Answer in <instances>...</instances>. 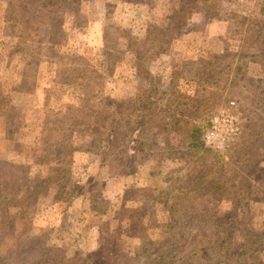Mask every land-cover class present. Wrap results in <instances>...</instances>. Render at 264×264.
Segmentation results:
<instances>
[{"label": "rangeland", "instance_id": "rangeland-1", "mask_svg": "<svg viewBox=\"0 0 264 264\" xmlns=\"http://www.w3.org/2000/svg\"><path fill=\"white\" fill-rule=\"evenodd\" d=\"M136 1L69 0L57 9L35 0H0V160L19 166L14 170L0 166V215L6 221L7 208L27 214L29 235L45 241L54 262L67 249L72 263L91 255L93 264H130L117 240L121 238L128 249L140 240L121 236L125 229H114L123 192L108 165L100 166L96 150H106L112 136L116 109L108 105L109 99L132 107L141 87L157 91L163 99L161 105L159 101L154 105L159 108L167 105V98L176 99L172 111L189 109L185 118L200 129L193 135L185 123V130L178 127L170 137L157 126L147 142L162 147L164 136L181 143L185 148L182 174H192L186 176L188 180L201 172L225 181L223 192L229 203L215 202L213 195L193 198V212L204 219L192 220L184 230L186 240L212 234L215 208L227 209L247 189H251L243 199L249 202L247 220L258 227L264 223V162L260 165L264 159V0H223L230 11L224 19L209 23L201 14L192 18L181 14L172 22L173 10L186 0ZM24 14L42 16L40 31L32 26L24 31ZM51 32H59L58 42L49 41ZM173 71L179 83L175 95L169 92ZM30 86L33 92L26 91ZM52 97L56 100L50 107ZM230 101L237 104L232 110L243 128L241 137L227 150L208 148L203 134L210 117L230 106ZM123 120L113 131L117 140L113 153L124 158L118 162L120 168L130 154L141 153L137 134L132 133L134 123ZM53 126L71 143L68 153L58 151L59 138L51 136L56 133ZM196 137L202 144L192 147ZM166 155H155L154 168L144 166L139 182L143 188H155L158 201L152 205L159 216L174 166ZM16 179V188L23 191L11 196ZM75 184L91 187L85 201L82 197L71 201ZM10 200L17 206L8 207ZM141 224L131 227L136 231ZM242 227L224 264H264V243L242 260L236 256L243 241ZM191 261L210 264L212 258L191 252L184 262L177 259L174 264ZM146 262L141 252L133 264ZM0 264L11 263L1 259Z\"/></svg>", "mask_w": 264, "mask_h": 264}, {"label": "trees", "instance_id": "trees-1", "mask_svg": "<svg viewBox=\"0 0 264 264\" xmlns=\"http://www.w3.org/2000/svg\"><path fill=\"white\" fill-rule=\"evenodd\" d=\"M24 1L26 2V0ZM35 1L43 7L59 9L64 2H68L69 0ZM173 11L172 22H176L181 14H185L182 16L183 18H192L195 14H201L204 15L206 23H209L224 19L225 12H229L230 10L223 6V0H186L184 4ZM42 22L43 18L38 14H32V16L24 14L22 19L24 31H27L28 27L32 26L35 27L33 30L38 32L40 31V24ZM198 28H193V31ZM51 33L48 38L49 41L58 42L59 36L57 35L59 32ZM172 75L173 84L169 88V92L175 95L179 83L176 81L178 78L174 71ZM65 78V75H63L62 81H66ZM33 89L30 86L26 91L33 92ZM55 100L54 97L49 103L50 107ZM161 100L158 97L157 91L141 87V91L134 102L135 105L132 107H128V103L125 101L118 105V99L116 98H111L108 101V105L116 109L112 118V136L107 141L109 146L106 150L103 151L98 148L96 151L100 154L102 163L108 165L110 175L118 181L120 190L124 191L118 214L114 217L113 224L116 226L114 229H125L121 236L127 234L131 239L140 240V243L135 248L128 249L129 245L125 244L121 238H118L119 251L124 252L128 257L127 262L130 264H133L137 258H140L141 252H144L146 255V264H174L177 259L181 263L184 262L185 257L191 252H201L203 255L211 257L212 262L210 264H224L227 263V259L229 258L234 237L243 224V241L236 256L242 260L243 257L258 252L260 245L264 243V223L258 227L257 223L247 220L249 202L243 201L251 189L244 190L243 195H240V199H235L236 201L232 202V206H228L227 209L220 206L215 208L211 214L210 221L213 226L212 234L205 235L202 239L193 237L189 242L186 240L184 230L190 225L192 220L204 219L200 213L193 212L196 203H192L193 198L199 199L201 196L213 195L215 196L213 197V201L215 202L229 203L230 201L223 192L225 181H218L216 175L207 178V174L198 172V176L191 177L188 180L186 176H192V174L189 172L185 176L182 174V167L185 166L183 162V159H185V148L180 145L181 143L177 144L174 140L164 136V145L162 147L154 142H147L152 137V133L157 126H160L163 132L168 131L169 136L178 127H182L185 130L183 125L185 123L191 128L193 135L200 131L190 118H185V112H188L189 109L180 111V113L172 111L174 105L178 102L173 98H167L168 103L165 107L159 108V106H154L158 101L161 105ZM50 107H48L47 113L51 111ZM122 117H124L123 121H128L129 124L134 123L132 125V133L137 134L135 136L136 140L141 144V153L129 155L127 164L122 166L125 167V170H121L122 167L118 166V162L122 163L124 160L123 156L120 153H113L114 150H117V140L113 136V131H115L116 127L122 126ZM52 129L56 133L51 136L59 138V142L57 143L58 151L63 154L68 153L72 145L70 142H65L66 135L64 132L61 133L59 129H56V126H53ZM199 144L201 145L202 142L198 137H196L194 142L190 143L192 147H196ZM186 148H188V145ZM161 152H163V155L168 153V156L166 155L164 158L170 159L174 166L170 172L171 178L167 179L170 186L168 189H164L167 192L165 201L162 202L163 214L159 216L154 205H152L157 199V194L154 193L155 188H143L139 186V182L142 168L145 165H151L154 156ZM232 158L234 157L232 156ZM239 162L240 159L235 161L236 164ZM262 162H264V159L261 160L260 165H262ZM185 163L187 164L186 160ZM3 165L13 170L19 167L9 161L0 160L2 168ZM2 179L3 177H0V185L3 184ZM18 182L19 180L16 179L10 186L11 196L16 195L15 191L19 193L23 191L21 188H16ZM66 187L68 186H63V188ZM87 188V186L75 184L74 189L70 190L71 201L78 197L86 199L88 197L87 192L91 191V187L89 188L90 190ZM162 191L160 189V192ZM10 206L13 208L17 205L13 204V200H10L8 207ZM5 213L8 217L6 221H3L0 215V260L7 259L11 264H93L91 255H88L84 259L80 258L77 262L72 263V258L68 257L69 251L67 252V249L63 251L64 254L61 255V259L58 262L51 261L49 258L50 249L46 246L45 241L31 238L29 235L31 233L30 229L27 228V214L23 211L11 213L10 208H7ZM217 216L223 217V219L215 220ZM140 223H142L141 226L135 231L132 227ZM126 245L127 252H125ZM175 257L177 258L175 259ZM107 262L105 261V263ZM191 263L196 264V262L193 263L192 261ZM115 264L120 263L118 261Z\"/></svg>", "mask_w": 264, "mask_h": 264}, {"label": "built area", "instance_id": "built-area-1", "mask_svg": "<svg viewBox=\"0 0 264 264\" xmlns=\"http://www.w3.org/2000/svg\"><path fill=\"white\" fill-rule=\"evenodd\" d=\"M236 106L235 101H230V106L221 108L210 117L209 127L203 134V141L208 148L223 151L238 142L243 128L236 112L232 110Z\"/></svg>", "mask_w": 264, "mask_h": 264}, {"label": "crops", "instance_id": "crops-1", "mask_svg": "<svg viewBox=\"0 0 264 264\" xmlns=\"http://www.w3.org/2000/svg\"><path fill=\"white\" fill-rule=\"evenodd\" d=\"M103 165V163H101L100 164V166H102ZM145 166H149V167H152L151 165H145ZM152 168H154V167H152ZM150 171H151V169H149ZM139 185H142V183L140 184L139 183ZM120 191H122V190H120ZM123 192V195H122V198H123V196H124V191H122ZM84 201H85V199H83ZM122 200V199H121ZM121 203V202H120Z\"/></svg>", "mask_w": 264, "mask_h": 264}]
</instances>
